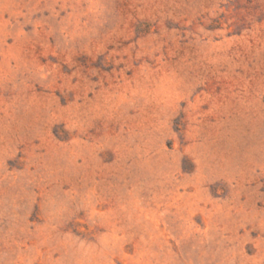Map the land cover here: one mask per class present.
I'll use <instances>...</instances> for the list:
<instances>
[{"label":"rangeland","instance_id":"obj_1","mask_svg":"<svg viewBox=\"0 0 264 264\" xmlns=\"http://www.w3.org/2000/svg\"><path fill=\"white\" fill-rule=\"evenodd\" d=\"M0 264H264V0H0Z\"/></svg>","mask_w":264,"mask_h":264}]
</instances>
